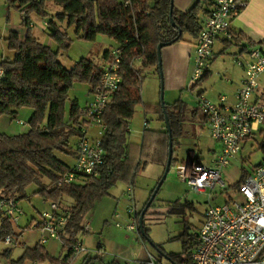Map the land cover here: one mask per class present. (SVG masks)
Listing matches in <instances>:
<instances>
[{"label":"trees","instance_id":"trees-1","mask_svg":"<svg viewBox=\"0 0 264 264\" xmlns=\"http://www.w3.org/2000/svg\"><path fill=\"white\" fill-rule=\"evenodd\" d=\"M60 7V11L50 14L47 2ZM23 12L21 24L27 29L23 40L19 33L11 31L5 39L7 48L14 52L11 60L0 61V116L15 117L18 109L28 107L33 112L28 119V130L16 135L0 132V198L13 197L17 202L28 197L27 187L37 186L34 194L44 200L62 203L70 198L67 204L70 220L67 231L74 236L82 229L83 216L91 210L96 200L109 194V190L120 180L131 182L140 165L156 162L158 146L153 145L157 156L138 151L127 143V126L132 118L135 106L141 102L140 86L142 71L157 66L156 47L160 42L172 43L183 40L184 34L196 37L201 27L197 15L201 4L197 3L188 11H181L172 6V19H169L170 0H7ZM35 13L47 19L48 36L57 43V50L39 42L32 34L30 14ZM65 24V25H63ZM74 27V32L85 40L95 39L102 34L113 39L120 49L119 74L121 77L117 91L112 95L102 114L105 131L102 144L105 150L104 166L98 178L85 176L81 182L57 184L59 176L70 171V166L62 162L57 153L67 156L74 154L71 138L80 135L82 120L77 100H71L65 119V103L68 91L75 83L86 84L92 91L100 82L101 70L93 59L81 58L72 68L67 69L58 60L60 51L68 48L70 39L66 30ZM180 31V33H179ZM235 40H239L236 34ZM137 57L139 63L136 65ZM103 60H111L110 52L105 51ZM194 82V90L205 77ZM199 93L197 96H200ZM170 125L172 152L182 135L183 101L176 100L170 110L164 104ZM161 118L164 113L160 102ZM165 126V123H164ZM154 144V143H153ZM164 152L165 166L168 146V132H162L160 138ZM157 147V149H156ZM264 150V143L260 144ZM140 152V153H139ZM198 160V158H197ZM175 162L173 155L170 166ZM110 170V171H109ZM246 176L244 174L242 178ZM46 178L49 183H44ZM239 182V181H238ZM153 191V190H152ZM151 195V194H150ZM185 206L192 207L187 202ZM150 207V206H149ZM175 211V206L168 209ZM139 213L135 214L137 231L146 236V229L141 231L137 225ZM146 213V212H145ZM144 213V215H145ZM14 229L8 218L0 223V239L13 234ZM62 246L66 253L54 257L45 252L44 246L36 244L26 249L13 261L24 264L27 260L49 261L53 264H71V245L74 239L62 237ZM196 242L192 244L191 249ZM177 254H169L175 260ZM189 263V258L183 259Z\"/></svg>","mask_w":264,"mask_h":264},{"label":"built area","instance_id":"built-area-1","mask_svg":"<svg viewBox=\"0 0 264 264\" xmlns=\"http://www.w3.org/2000/svg\"><path fill=\"white\" fill-rule=\"evenodd\" d=\"M122 1L124 4L129 3V0ZM208 1L210 8L202 20L196 39L191 85L209 68L215 41L219 38L234 41L236 33L231 26L232 19L247 2ZM110 57L111 60H104L99 66L102 75L99 84L90 91L91 99L79 109L82 125L76 142L75 161L70 171L59 176L57 184L81 182L85 176L94 179L101 175L105 161L102 114L121 81L119 47L111 50ZM235 62L244 67V77L236 92L234 104H225L224 97H221L220 103H213L203 95L197 98L203 125L210 138L220 144L219 153L208 165L194 159L174 163L179 181L190 192L206 196L208 203L215 195L228 189L229 186L222 178L223 168L238 156L243 143L251 137L257 124L264 122V106L253 100L259 75L264 72V50L252 47L246 53V60L237 58ZM143 126H146V121ZM95 128L99 129L97 134H91L89 130ZM237 188L242 197L240 201L229 198L221 205H208L204 210L189 263L170 261L169 264H264V161L254 166L252 172L238 183ZM23 212L13 197L0 198V222L8 218L16 226ZM128 212L135 219V210L129 208ZM69 220L70 210L67 205L48 200L47 208L39 212L38 218H34L25 228L38 233L37 244L41 246L49 240H60L62 244V237L74 239L71 250L75 257L86 250L80 235L90 232L91 227L88 222L82 221V229L70 236L67 231ZM135 226L134 221L126 227L133 230ZM3 241L10 246L21 245L16 232L6 235ZM150 263L156 264L153 260ZM29 264L43 262L31 260Z\"/></svg>","mask_w":264,"mask_h":264},{"label":"rangeland","instance_id":"rangeland-1","mask_svg":"<svg viewBox=\"0 0 264 264\" xmlns=\"http://www.w3.org/2000/svg\"><path fill=\"white\" fill-rule=\"evenodd\" d=\"M47 10L50 14H54L52 8L48 7ZM58 11H60V7ZM42 20L41 18L40 21H37L35 18V22H37L35 32L42 29ZM19 24V10L14 6H9L7 0H0V57L6 50L4 36L10 28ZM66 32L70 44L67 49L60 51L58 60L67 69H70L76 61L83 57L93 59L94 63L100 66L103 62L100 57L101 52L104 49L112 50L116 44L113 39L102 34H97L93 40L82 39L75 34L74 27L68 28ZM38 35L40 40H43L42 42L46 40L47 44L52 45L49 46L52 50H57V43L47 34L44 35V32H40ZM136 65L138 64L136 63ZM161 73L162 77L156 67L146 68L141 73V102L135 107L134 115L128 122L131 126L129 130L134 132L132 136L136 132L143 133L141 128L144 127V120L148 130H158L161 122H165L161 118L160 111L161 83L163 102L168 110L178 99L187 103L189 111L196 107V91L169 89V78L163 68L162 55ZM86 88V84L81 83H75L71 87L65 103V115H68L70 99L76 98L80 108L86 105ZM0 117V130H3V127L7 125L6 131L9 134L24 133L29 128L28 121L22 116V112H19L13 119L8 116ZM200 119L201 115L198 113L193 122L194 131L191 137L194 138L192 141L196 144L194 148L202 152L211 144L212 140L199 139V130L203 128ZM20 121L24 124H20ZM98 130L95 128L90 133L97 134ZM73 140H76L73 144V148H75L77 139ZM261 142H264V139L254 141L252 149L246 146L240 151L236 161L231 160L223 168L222 178L229 187L225 192L215 195V198L209 203L206 196L190 192L186 185L179 181L173 163L143 217V227L146 229L145 237L137 231L136 226L133 230L127 229V224L135 221L133 214H130L128 209L133 208L136 213L143 209L164 172V165L158 161L148 162L144 167L143 164L140 165L131 182L118 181L109 190V194L96 200L91 210L83 216L82 221L88 222L91 227L90 232L80 235L86 250L73 257L71 264H151V260L156 264H169L170 261H173L168 258L171 253L179 256L173 261L175 263L189 258L192 244L196 242L195 234L200 228L206 207L221 205L229 198L238 201L242 199L237 185L241 181V177L244 174H250L254 166L264 158V150L258 147ZM144 152L149 153L152 158L157 156L152 144L148 145ZM173 158L181 160V156L176 153ZM45 182L49 183L48 180ZM35 189H37L35 184L27 187L28 197L21 200L20 205L25 215L38 218V213L47 208L48 202L42 203L40 196L34 194ZM186 201L191 203L192 207L185 206ZM62 204L66 205L65 202ZM173 205L175 211L169 212V207ZM21 223L22 225L26 224L25 219H22ZM15 228L18 230L19 226ZM37 236L36 231L25 229L20 238L22 244L17 246L7 245L0 239V264H14L13 261H16L24 251L23 244L31 247ZM44 247L55 257H62L66 253V248L62 246L60 240H49ZM43 264L49 263L43 261Z\"/></svg>","mask_w":264,"mask_h":264},{"label":"crops","instance_id":"crops-1","mask_svg":"<svg viewBox=\"0 0 264 264\" xmlns=\"http://www.w3.org/2000/svg\"><path fill=\"white\" fill-rule=\"evenodd\" d=\"M197 3L201 4V9L199 10L198 15H197V20L199 22V26L201 27L202 20L204 16L206 15L208 9L210 8V2L208 0H173V5L175 6V8L181 11H188ZM48 7L54 10L53 13L58 12V9H59L58 5H55L54 3L50 1L47 2V8ZM19 12H20V24L15 27L10 28L8 33L4 36V40L8 37V34L11 31L18 32L20 39L21 40L24 39L27 29L21 26V21L23 19V12H21L20 10ZM36 15L37 14L35 13H31L29 15L30 21H31L30 23L31 34L39 42L51 47L52 45L47 44L46 40L45 42H42L43 40L41 41L38 35L40 32H44V35L46 34L48 35L47 30H46L47 19L42 18L43 19L41 23L42 29H40V31L38 32H35V26H37L36 25L37 22H35V18L37 21H40L41 19L40 16L38 15L36 16ZM231 26H232V29L235 31V33L239 35V40L234 39V41H226L222 38H219L215 41L214 46H213V57L211 59L209 68L206 71V75L202 79L200 84L194 89V91H196V99L198 98L197 95L200 93L201 95H203L205 98H207L209 101L213 103H220L221 97H224L225 104H228V105L234 104L236 92L244 77V67L241 65H238L235 62V60L237 58L246 60V53L252 47H260L264 50V0H247L246 4L239 10V12L232 19ZM196 39H197V36L192 37L189 34H184L183 40H180V41H177V42H174V43H171L169 45L162 47L161 55H162L163 68L165 70L166 75L169 78V83H170L169 89L170 90L173 89L176 91H181L184 89H188L192 91L190 87H191V78H192V73H193ZM4 45L6 46L5 47L6 50L1 55L0 61L4 59H8V60L13 59L14 52L11 50H8L6 40L4 42ZM116 47H118L117 43L115 44L114 48ZM110 50L111 49H104L101 52L100 57L102 61H104L102 58L103 53L105 51L110 52ZM136 63L137 64L139 63V59L136 60ZM86 91H87L86 93L87 94L86 103H87L91 99L89 86H87ZM74 99L77 100L76 98ZM74 99H70V101ZM253 100L258 102L262 106H264V72H262L259 75L258 85L255 89V92L253 93ZM19 112H22V116L26 118L28 121V119L30 118L33 112V109L28 108V107L20 108L18 109L16 115ZM198 113L201 115L198 109L197 101H196V107L195 108L193 107L191 111H189V106L187 105V103L183 101L182 118H181L182 135L178 138L177 145L174 147V152H172L173 156H174V153H176L178 156H181V160L179 161L175 159L174 163L190 162L192 159L197 160L198 158L197 161L208 165V164H211V161L215 158V156L220 151V144L210 138L203 124H202L203 128L199 130L198 137L199 139L212 140L211 144L207 146L206 148H204L202 152L200 150L197 151L196 150L197 148L196 149L194 148L196 147V144L192 141V139L194 138L191 136L193 135V131H194L193 122H194V119H196ZM6 116H8L10 119H13L16 117V116L11 117L10 115H2L3 118H5ZM66 118H67V115H65V119ZM200 121L201 123H203L202 115H201ZM4 122L6 125L7 123L6 119L4 120ZM164 123L161 122V125L159 126L158 130H148L146 129V126H144L141 128L143 133L141 134L139 132H136L134 136H132V133L134 132H131L130 130L128 131V128L129 127L131 128V126L128 124L127 138H126L127 143L132 144L134 146V150L136 154L138 153V151L143 153L145 148L148 147V145L156 144L159 149L158 150L159 156L157 158V161L162 163L164 161V152L162 151L163 147L160 144V138L162 137V132L164 131V129H166L165 126L163 125ZM20 124H24V122ZM7 127H8L7 125L6 127H3V130H0V132L8 134V135H16V134H9V132L6 131ZM91 130L93 129H90L89 132H91ZM73 139H77V138L76 137L71 138L70 140L71 144H74L76 141ZM259 139H264V122L257 124V128L256 130H254L251 137L243 143L241 151L246 146L247 147L249 146V148L252 149L254 141L256 142ZM261 143H264V142H261ZM261 143H259L258 147H260ZM176 147H177V151L175 152ZM73 149H74L73 155L67 156L62 153H57L56 155L62 162H64L68 166H72L74 164L75 156H76V145H75V148ZM205 152L206 154L204 155ZM232 160L236 161L237 156ZM260 161H264V158H262ZM45 180L47 179L46 178L42 179L44 183H46ZM36 190L37 189H35L33 192H35ZM40 199L42 203L48 202V200H44L41 197ZM20 201H18L19 205H20ZM64 202L67 205L71 203L72 200L67 197L65 198ZM20 207L22 208L21 205ZM135 214H136V211H135ZM22 219H25L26 224L22 225L21 223ZM33 219H34V216L30 215V217H28L23 212V214L18 218L17 226L11 224L12 228L14 229V232L19 234V239L22 237L23 231L25 229H28V228H25L26 225H28ZM18 226H19V229L17 230L15 227H18ZM37 239H38V236L36 237L31 247L26 246V244H23L24 251L28 248L34 247L37 244ZM44 250L45 252L50 254L48 251H46L45 247H44ZM50 255L53 256L52 254ZM30 261L31 260H27L24 262V264H29Z\"/></svg>","mask_w":264,"mask_h":264},{"label":"water","instance_id":"water-1","mask_svg":"<svg viewBox=\"0 0 264 264\" xmlns=\"http://www.w3.org/2000/svg\"><path fill=\"white\" fill-rule=\"evenodd\" d=\"M172 6H173V0H170V9H169V19H170V23L171 25L175 26V22L172 19ZM180 33V31H179ZM172 42H160L157 44L156 47V52H157V66L160 72V76L162 77V73H161V49L163 46L169 45ZM160 102H161V107H162V111L164 113V121H165V128L166 131L168 132V148H167V159H166V163H165V167H164V172L161 176V178L159 179V181L157 182L156 186L154 187L148 201L146 202V204L144 205L143 209L140 211L138 219H137V225L138 228L142 231L143 230V217H144V213L148 210L149 206L151 205L156 193L158 192L160 186L162 185L169 169H170V163H171V157H172V139H171V133H170V125H169V121H168V117L166 115L165 109H164V102H163V92H162V83H161V90H160Z\"/></svg>","mask_w":264,"mask_h":264}]
</instances>
